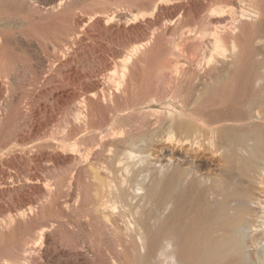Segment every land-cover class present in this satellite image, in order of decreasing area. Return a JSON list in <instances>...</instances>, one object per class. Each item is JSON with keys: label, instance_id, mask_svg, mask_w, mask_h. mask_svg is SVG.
<instances>
[{"label": "rangeland", "instance_id": "rangeland-1", "mask_svg": "<svg viewBox=\"0 0 264 264\" xmlns=\"http://www.w3.org/2000/svg\"><path fill=\"white\" fill-rule=\"evenodd\" d=\"M159 1L0 0V264L96 262L83 238H89L100 264H113L127 240L121 225L130 215L119 217L121 233L112 238L103 232L91 211L96 198L113 200L115 192L106 188L96 196L91 180L96 174L119 183L124 154L144 146L146 134L157 130L155 113H168L174 105L181 109L186 93H193V101L194 92L205 90L207 83L193 73L205 70L213 52L212 34L201 30L209 21L202 6L224 4L223 17L230 20L231 12L249 5L244 1L237 10L225 0H164L154 13ZM200 2L205 4L199 7ZM258 4L264 12V0ZM174 5L185 6L183 22L173 19ZM261 30L263 24L249 26L233 69L191 102L189 111L232 114L252 97L255 50L261 47L254 38ZM140 102L142 109L131 112ZM206 152L223 165L220 156Z\"/></svg>", "mask_w": 264, "mask_h": 264}, {"label": "bare ground", "instance_id": "bare-ground-1", "mask_svg": "<svg viewBox=\"0 0 264 264\" xmlns=\"http://www.w3.org/2000/svg\"><path fill=\"white\" fill-rule=\"evenodd\" d=\"M162 1L164 0L153 3L154 13L158 11ZM225 1L232 7L242 5L244 1L249 5L241 8L239 14L231 12L230 20L223 17L225 5L220 2L217 5L210 4V7H207L208 4L203 7L205 2H200L199 5L209 12L206 13L209 21L205 26L202 25L201 30L204 34L208 33L206 35L212 34L210 39L213 52L205 70L193 71L196 78L203 80L204 84L207 83L206 88L201 87L205 90L195 89L193 101L189 99L193 97V93L191 95L185 92L188 96L184 95L181 100V109L174 105L167 109L168 113H155L153 121L158 128L155 127L157 130L151 129L146 134L144 146L124 151L125 159L120 162L118 169L122 170L125 177L121 174L123 179L119 183H114L113 179L103 182V178L101 181L96 174L94 181L91 180L96 196L101 197V192L106 188L110 193L115 192L113 200L104 202L103 198L99 201L92 195L96 201L91 211L93 217L100 218L101 228L108 236L113 238L120 229H124L127 240L113 253V264H264V31L261 30L260 35L254 38L261 46L254 49L257 55L252 74L254 90L252 97L246 99L244 105H240L242 109L237 105L238 110L235 113L219 114L216 110L217 113L212 114L211 111V115L206 114L207 116H202V111L198 115L188 110L191 102L199 101L203 93H208L209 89L220 85L219 79L226 76L222 74H228L233 69L244 50L242 40L248 36L249 26L264 25V12L259 7V0ZM184 7H176V15L172 17L174 20L183 22L186 15ZM192 13L198 15L196 10ZM176 98L180 96L177 95ZM167 105L169 107V103ZM190 108L194 110L191 106ZM141 109L142 103H136L131 112ZM207 149L212 150L217 157L220 156L222 166L204 155ZM111 161L114 162V159L111 158ZM113 172L110 173L113 175ZM78 181L79 179L75 180L74 184L78 185ZM244 184H248L250 188L243 187ZM76 192L80 194V191ZM77 207L73 209L76 211ZM127 212L130 219L127 223L122 220L124 225L121 228L119 217ZM89 215L84 216L86 222L89 221ZM83 239L86 248L93 253L96 260L90 264H100L89 238ZM131 252L135 254V260L130 256Z\"/></svg>", "mask_w": 264, "mask_h": 264}]
</instances>
